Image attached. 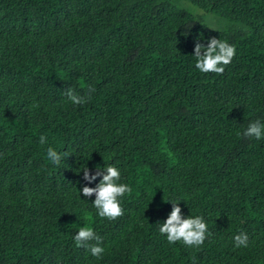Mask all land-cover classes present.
I'll return each instance as SVG.
<instances>
[{
	"label": "trees",
	"instance_id": "1",
	"mask_svg": "<svg viewBox=\"0 0 264 264\" xmlns=\"http://www.w3.org/2000/svg\"><path fill=\"white\" fill-rule=\"evenodd\" d=\"M213 37L236 48L221 75L195 68ZM68 88L91 98L73 105ZM257 120L264 0H0V264H264V138L243 135ZM49 147L68 154L59 166ZM110 165L132 189L116 220L82 195L102 179L84 168ZM169 202L204 218L201 247L160 234ZM84 226L101 259L76 247Z\"/></svg>",
	"mask_w": 264,
	"mask_h": 264
},
{
	"label": "clouds",
	"instance_id": "2",
	"mask_svg": "<svg viewBox=\"0 0 264 264\" xmlns=\"http://www.w3.org/2000/svg\"><path fill=\"white\" fill-rule=\"evenodd\" d=\"M236 55V48L229 44L226 40L217 39L215 37L208 40L207 45L196 42L194 47V57L196 60L195 68L201 73H215L221 75L225 71V67L231 63ZM95 89L89 86L88 92H94ZM73 105H83L91 98L81 96L72 88H68L63 92ZM245 137L260 140L264 138V123L257 120L250 123L244 131ZM39 142L43 145L47 143L45 135L40 136ZM67 153H58L53 148L47 149V158L52 164L59 166L62 159L67 156ZM106 173V174H104ZM96 187L84 186L82 195L85 198L95 196L92 203L100 218L108 220H116L124 214L120 200L126 194H131L132 189L129 185L121 183V172L115 166H107L106 170H96L95 175L91 174L90 170L85 167L83 170V179L91 184L101 177ZM172 204V211L167 220L160 224L159 232L166 236L167 242L175 244L182 242L185 246L191 248L201 247L208 235L207 223L202 216H189L185 218L181 214L179 203L169 202ZM76 247L88 250L91 255L97 259H101L105 253V248L102 246V238L90 226L80 227L76 235L73 237ZM234 245L237 248L247 247L249 237L247 233L241 232L234 236Z\"/></svg>",
	"mask_w": 264,
	"mask_h": 264
},
{
	"label": "rangeland",
	"instance_id": "3",
	"mask_svg": "<svg viewBox=\"0 0 264 264\" xmlns=\"http://www.w3.org/2000/svg\"><path fill=\"white\" fill-rule=\"evenodd\" d=\"M189 8L193 11H196L195 13L199 15H203L205 21L210 25L211 27H226L227 25H230L231 23L226 20L225 18L215 15L209 12L204 11L203 9H198L196 6L189 3Z\"/></svg>",
	"mask_w": 264,
	"mask_h": 264
}]
</instances>
